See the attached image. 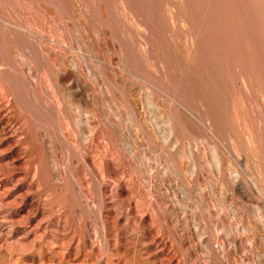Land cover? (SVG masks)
I'll list each match as a JSON object with an SVG mask.
<instances>
[{
	"label": "rangeland",
	"instance_id": "rangeland-1",
	"mask_svg": "<svg viewBox=\"0 0 264 264\" xmlns=\"http://www.w3.org/2000/svg\"><path fill=\"white\" fill-rule=\"evenodd\" d=\"M0 264H264V0H0Z\"/></svg>",
	"mask_w": 264,
	"mask_h": 264
}]
</instances>
